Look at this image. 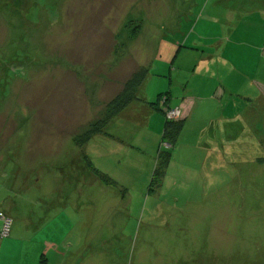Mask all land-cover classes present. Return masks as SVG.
<instances>
[{
	"label": "rangeland",
	"instance_id": "374dc122",
	"mask_svg": "<svg viewBox=\"0 0 264 264\" xmlns=\"http://www.w3.org/2000/svg\"><path fill=\"white\" fill-rule=\"evenodd\" d=\"M263 14L264 0H0L3 240L41 229L38 246L60 242L48 264H264ZM242 39L258 45L235 84L241 115L214 121L199 91L229 82L214 44L237 60ZM139 67L141 100L110 118ZM189 96L206 107L184 117ZM157 101L184 119L172 144Z\"/></svg>",
	"mask_w": 264,
	"mask_h": 264
},
{
	"label": "crops",
	"instance_id": "0c3cea01",
	"mask_svg": "<svg viewBox=\"0 0 264 264\" xmlns=\"http://www.w3.org/2000/svg\"><path fill=\"white\" fill-rule=\"evenodd\" d=\"M264 15V14H263ZM242 21V20H240ZM261 22H264V18H261ZM225 40H221V42L214 44L216 51L219 53H221L222 56H224V59L226 61H224L226 63L225 67V74H219L217 75V77L224 75L227 76L229 82L227 83H223V85L221 87H217L214 88L213 86H211L210 84H206V85H202V89H199V91H204V92H209L207 94V96H209V99H213L215 101V103L218 104L219 109H222L221 114L219 115V118L217 119H212V120H229V122L231 123L233 122H237L238 118L240 117V111H237L238 108V102L235 99V96L237 94V90L235 87V84L237 83V81L242 77V65L244 60H249V56L254 55L252 53V50H255L257 48V45L253 44L252 41H250L249 39L247 40H241L239 43L240 44H235L236 45H240L241 47H243L245 53L247 56L245 55H238L237 57L239 59H233L231 57V59H227L225 58V53H226V49L227 46L230 42L225 43ZM262 51L264 53V47L262 48ZM255 53V52H254ZM212 55V54H211ZM241 71V72H240ZM198 96H189L187 98V101L181 102L179 107H182L184 109V117H190L193 113H194V109L198 112H200L201 110H203V107L206 105L204 103H197V101H195V99ZM230 99V100H228ZM233 100V102H232ZM179 105V104H178ZM209 108H211L209 105H207ZM206 107V106H205ZM164 109V108H163ZM1 211V209H0ZM6 215H8L10 218H12V216L8 213L3 211ZM13 220V218H12ZM14 225V220L13 223ZM14 228L17 230V228L14 226ZM38 231L35 232L34 235H29L26 234V236L28 237L27 240H20V235L19 232L22 233L21 231H17L18 235L14 236L12 239L3 240V237H0L1 244H0V257H1V253H3V250L5 253H14V252H19L21 253V251L19 250V248L22 249V253L19 256V259L21 258L23 261V264H28L29 260L34 261L35 259V253L37 252H42L41 253V258H43V256H45V263L48 264V255L51 252V250H53V252L55 251V253H60L59 251V246H60V242H55V241H47L44 240L43 244V248H41L40 246H38V244L36 243V239L41 237V229H37ZM41 230V231H39ZM12 228H11V233H12ZM11 233L9 236H11ZM2 259V258H1ZM0 259V261H1ZM20 261V260H19Z\"/></svg>",
	"mask_w": 264,
	"mask_h": 264
},
{
	"label": "trees",
	"instance_id": "16d2710c",
	"mask_svg": "<svg viewBox=\"0 0 264 264\" xmlns=\"http://www.w3.org/2000/svg\"><path fill=\"white\" fill-rule=\"evenodd\" d=\"M148 75V69L145 67H139L132 75L131 77L127 80L125 87L123 88L122 91H120L108 104L109 108V117H114L120 114L128 105H130L134 100L140 99L137 95L138 89L143 85L146 77ZM165 95L161 94L159 96V99L163 98ZM166 98L171 99L169 96V93L166 94ZM168 99V100H169ZM141 100V99H140ZM150 104L153 106V108L161 110L165 112L167 116V109H163L162 107L159 106L158 101L157 102H150ZM104 121L99 122L98 124L100 126H96L93 128V130L88 131L86 134L88 137L84 139V142H87L91 136L96 133L97 131H102L104 125ZM184 119L182 120H172V118L167 116L166 122H165V127H164V132H163V137L168 143H173L175 141V138L177 137L178 133L180 132L182 126H183ZM102 125V126H101ZM104 125V126H103ZM78 138H76L77 140ZM78 144V141H75ZM161 157V155H160ZM168 155L164 156V159L166 158L167 160ZM94 169L96 170L95 166L93 165L92 161H90ZM162 161L158 163L160 165ZM165 165L167 164L166 161L164 162ZM164 163L162 165H164ZM157 166L153 180H156L161 174L164 172V166Z\"/></svg>",
	"mask_w": 264,
	"mask_h": 264
},
{
	"label": "built area",
	"instance_id": "2783aa9c",
	"mask_svg": "<svg viewBox=\"0 0 264 264\" xmlns=\"http://www.w3.org/2000/svg\"><path fill=\"white\" fill-rule=\"evenodd\" d=\"M0 221H2V224H0V237H8L11 233L12 219L0 212Z\"/></svg>",
	"mask_w": 264,
	"mask_h": 264
}]
</instances>
